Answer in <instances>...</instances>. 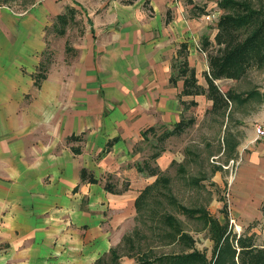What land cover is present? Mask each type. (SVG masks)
Listing matches in <instances>:
<instances>
[{
    "label": "crops",
    "instance_id": "obj_1",
    "mask_svg": "<svg viewBox=\"0 0 264 264\" xmlns=\"http://www.w3.org/2000/svg\"><path fill=\"white\" fill-rule=\"evenodd\" d=\"M188 1L0 7V264H95L135 227V201L156 180L137 169L158 151L153 166L165 172L176 159L165 143L185 130L159 137L184 120L185 104H212L203 95L181 97L183 81L170 82L186 45L197 84L207 87L200 47L217 32L209 12L217 4L200 15L197 0ZM66 7L82 25L67 24L54 57L47 34ZM44 54L45 79L35 86ZM246 144L238 170L244 165L247 175L232 187L231 215L249 220L264 215V136L254 130ZM107 180L116 189L128 182L127 189L109 193Z\"/></svg>",
    "mask_w": 264,
    "mask_h": 264
},
{
    "label": "trees",
    "instance_id": "obj_2",
    "mask_svg": "<svg viewBox=\"0 0 264 264\" xmlns=\"http://www.w3.org/2000/svg\"><path fill=\"white\" fill-rule=\"evenodd\" d=\"M188 4L192 5V2L189 0ZM216 4L219 11L215 23L217 32L213 42L204 39L200 47L207 56L208 73L204 74L207 87L197 84L196 73L188 66L184 52L186 45L181 46L178 59L172 65L174 73L171 75L170 82L174 84L177 80H182L184 88L181 97L203 95L207 101L212 103L209 112L224 115L230 104L243 106L258 96L253 91L246 93L244 97L230 89L223 92L215 84V81L227 79L239 81L250 69L264 66V0H217ZM195 8L196 6L193 7V9ZM198 13L206 14L203 9ZM73 18L74 10L67 8L64 14L57 16L56 22L52 26L54 32L62 36L64 28ZM46 54L43 55L39 70L34 75L35 86H39L45 79L44 60L46 61ZM188 105L197 106L194 101H190ZM192 123V120L182 119L174 124L170 131L163 133L159 139L164 140L170 135L182 134L185 128ZM228 150L229 158H231L235 152V145ZM158 154L159 152L156 151L137 169L138 172L146 170L147 175L156 177V180L150 186L145 187L136 199V220L145 225H149L148 223L151 222L152 225L148 227L153 232L161 231L160 238L166 242V245H175L178 250L172 254L139 253L136 251V239L141 237L139 233L133 231V233L123 236L121 243L111 249L109 254L100 257L95 264H117L121 256L119 248L122 245L126 246L130 255H135L137 264H264V247H258L252 236L237 238L235 234L228 231L226 216V221L221 223L219 219L210 216L203 206L186 208L177 203L171 196L170 180L165 176L166 171L162 172L157 166H153ZM82 177L93 180L85 170L82 171ZM109 178L112 180L107 176L108 180ZM108 180L104 183V189L109 193H121L127 189L128 182L124 183L120 189H116L113 183H109ZM157 195L167 199L171 205H175L187 219L197 220L207 229L213 244L212 257L209 260L205 253L195 248L194 238L184 232L180 221L167 211H156L152 207L155 204L160 205V202L157 203L155 200ZM261 204V212H264V200ZM225 209L226 205L224 204L222 211Z\"/></svg>",
    "mask_w": 264,
    "mask_h": 264
},
{
    "label": "rangeland",
    "instance_id": "obj_3",
    "mask_svg": "<svg viewBox=\"0 0 264 264\" xmlns=\"http://www.w3.org/2000/svg\"><path fill=\"white\" fill-rule=\"evenodd\" d=\"M40 1L43 0H0V5H9L16 12H22L30 9L32 5L38 4ZM216 1L197 0L193 2L198 5L194 12L200 11L202 7H210ZM58 2L62 4L61 0H58ZM67 2L71 3V0H67ZM64 12H66V9ZM209 12L216 13L212 21L216 20L219 15L216 6L210 8ZM79 15L81 14L79 13ZM73 19L67 28L82 25L79 19ZM55 21L56 19L53 18L52 22ZM48 38L50 39L47 42L49 53L56 56L61 48L62 38L52 31H48ZM217 86L223 92L230 89L241 95V97L252 91L257 93L258 96L243 104V106L230 104L224 115L209 112L210 107L207 106L206 102L200 106L197 104L195 107L185 104L183 117L185 120H192L193 123L185 128L182 135L165 143V147L169 146L176 155L174 163L166 170L165 176L170 180L171 196L175 198L179 205L186 208L205 207L208 213L212 217L220 219L221 223H224L227 219L228 231L235 234L237 238L252 236L254 243L263 248L264 215L255 214L254 212L255 215L250 216L249 220L240 217L235 218L231 215L234 205L232 187L235 180H237V176L241 179L245 178L247 174L244 165L240 166L238 170L239 165L235 163L231 165L230 161L232 159L234 162H239V153L247 151L248 148L246 147L249 146L243 148L253 136L254 127L264 123V66L250 69L239 81L227 79L218 82ZM233 145H235V152L229 158L228 149ZM228 166L229 169H226L225 167ZM231 175V184L228 186ZM155 200L157 203L160 202V205L155 204L152 207L160 212L165 210L180 221L184 232L194 238L195 248L205 253L206 258L209 260L212 257L213 244L207 229L197 220L187 219L175 205H171L164 197L157 195ZM224 204L226 205V219L221 211ZM148 224L152 225L151 222ZM149 225L141 224L136 220L135 227L129 232L136 231L141 237L136 239L137 252H153L159 255L162 253L172 254L178 250L175 245H166V242L160 238L161 231L153 232L148 227ZM119 252L122 262L133 261V264H137L135 255H130L125 245L119 248ZM119 263L120 261H118Z\"/></svg>",
    "mask_w": 264,
    "mask_h": 264
},
{
    "label": "built area",
    "instance_id": "obj_4",
    "mask_svg": "<svg viewBox=\"0 0 264 264\" xmlns=\"http://www.w3.org/2000/svg\"><path fill=\"white\" fill-rule=\"evenodd\" d=\"M212 17H213V15L207 16L206 17V20L209 21V20H211ZM254 130H255L256 135H257L258 138L264 136V127L263 126H261V125L258 126L257 125V126L254 127ZM234 163L237 164V165H239V162L238 161L237 162H234V160L231 159L230 164L232 165ZM225 168L226 169H229V166L228 167H225ZM231 179H232V175H231V177L229 179L228 186L231 184Z\"/></svg>",
    "mask_w": 264,
    "mask_h": 264
}]
</instances>
